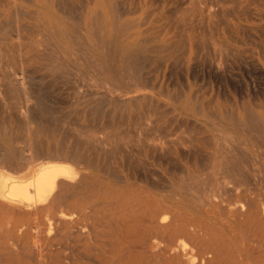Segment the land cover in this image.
<instances>
[{
  "label": "bare ground",
  "instance_id": "bare-ground-1",
  "mask_svg": "<svg viewBox=\"0 0 264 264\" xmlns=\"http://www.w3.org/2000/svg\"><path fill=\"white\" fill-rule=\"evenodd\" d=\"M0 264H264V0H0Z\"/></svg>",
  "mask_w": 264,
  "mask_h": 264
},
{
  "label": "rangeland",
  "instance_id": "rangeland-1",
  "mask_svg": "<svg viewBox=\"0 0 264 264\" xmlns=\"http://www.w3.org/2000/svg\"><path fill=\"white\" fill-rule=\"evenodd\" d=\"M199 82H200L199 80H196V83H199ZM236 98H237V96H236ZM218 100L221 101V102H223V103H224V102L226 103L229 99H226L227 101H226V100L223 101L222 98L219 97ZM231 101H232V100H229L228 102L231 103ZM226 104H228V103H226Z\"/></svg>",
  "mask_w": 264,
  "mask_h": 264
}]
</instances>
